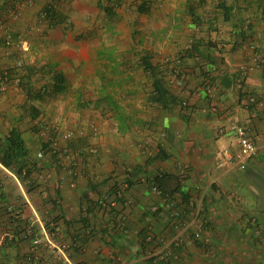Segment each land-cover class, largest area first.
Here are the masks:
<instances>
[{
	"label": "crops",
	"instance_id": "1",
	"mask_svg": "<svg viewBox=\"0 0 264 264\" xmlns=\"http://www.w3.org/2000/svg\"><path fill=\"white\" fill-rule=\"evenodd\" d=\"M100 1L0 0V139L21 134L30 172L0 164V264H264V0H119L112 15ZM148 8L142 28L167 33L156 45L178 60L162 73L167 89L187 101L161 110L167 160L144 167L157 151L123 146V168L66 145L64 166L27 133L31 82L55 68L37 53L60 52L97 18L122 14L128 25ZM230 119L257 145L244 171L220 166L221 151L237 149L232 133H217ZM158 173L172 177L160 194Z\"/></svg>",
	"mask_w": 264,
	"mask_h": 264
},
{
	"label": "rangeland",
	"instance_id": "2",
	"mask_svg": "<svg viewBox=\"0 0 264 264\" xmlns=\"http://www.w3.org/2000/svg\"><path fill=\"white\" fill-rule=\"evenodd\" d=\"M147 10L141 18L133 17L128 25L122 23L119 13L116 18L105 15L101 22L97 18L91 29L72 36L73 42L68 47L64 45L60 52L37 53L38 64L51 61L55 68L39 71L41 77L31 82L33 89L52 84L54 72L62 75L64 89L53 93L49 88L41 99H31L39 114L27 133L31 139L48 141L50 137L64 166L71 159L63 149L72 141L76 142L77 151L82 147L87 153L105 155L107 159L101 160L106 163L112 157L123 168H127L119 157L126 152L123 146L136 150L138 155H150L162 143L161 137L166 134L160 121L165 112L151 102L153 77L141 66L140 57L146 54L153 64L166 69L172 55L164 50L166 46L156 45L167 33L142 28L151 19L150 8ZM124 12L128 14L125 9ZM172 69L170 65L166 71ZM182 76L184 72L175 80L176 84L181 81V85L177 84L181 87ZM164 82L169 84V80ZM37 125H41L39 129Z\"/></svg>",
	"mask_w": 264,
	"mask_h": 264
},
{
	"label": "trees",
	"instance_id": "3",
	"mask_svg": "<svg viewBox=\"0 0 264 264\" xmlns=\"http://www.w3.org/2000/svg\"><path fill=\"white\" fill-rule=\"evenodd\" d=\"M100 1V0H99ZM119 0H105L100 1L103 2L102 5L100 4L99 8L107 14H113V8L116 7L115 4H117ZM145 9L143 6L139 9V12H144ZM46 18H54L56 17V14L50 11V9H46L44 11ZM260 21L264 22V6L261 8L260 16H259ZM193 50V48L191 47ZM188 50H185L182 54L183 56H187L190 53H188ZM180 56V55H179ZM175 58H173L174 60ZM178 60L176 59L175 61L172 62L171 59H168V66L166 69H164L160 65H155L150 61V57H148L146 54L142 55L140 57V63L143 69L148 72L152 77H153V82H152V98L151 102L155 104H159L161 108L163 109H168L170 106H173L175 104H180L182 101H178V99L173 96L167 89V86L164 82V78L162 77V73L166 71L169 66ZM53 67H50L49 69L51 70ZM43 72V70H38V72ZM162 71V72H161ZM180 73V70L178 72V75ZM33 74V73H32ZM52 84H47L44 85V89L35 91L33 93H29V96L31 97L30 99H41L49 90V88L52 89L53 93H58L61 92L64 87H63V78L60 73L54 72L52 73ZM178 84V82H177ZM187 103V101H185ZM182 105V103H181ZM183 106V105H182ZM31 118L34 120L35 118L38 117L39 111L32 107L31 108ZM124 120V119H122ZM37 129L40 128L39 125H37ZM41 131V130H39ZM54 143V142H53ZM52 139L49 137L47 142L42 143V150L45 151L46 153L50 154H58L57 151H54L52 148ZM68 147L71 149H75L76 142L72 141L67 144ZM29 153V149L25 145V141L22 138L21 134L17 130H12L7 136L4 137V139H0V164L5 167V168H15L16 169V175L24 179L25 177L28 176L30 173L29 170H27L26 163L24 161L27 160ZM168 155L165 153V151L159 147L158 151L153 157L148 158L145 161V164L143 165L144 167H148L151 165H154L157 162H163L167 160ZM25 169V170H24ZM132 177V174H129V177ZM169 179H172L171 176L158 173L155 174L153 178V184L154 187H156L160 193L164 192L163 186L165 183L169 181ZM128 183H131L130 178L127 179ZM156 185V186H155ZM176 189V188H175ZM175 190L169 192L170 194L173 193Z\"/></svg>",
	"mask_w": 264,
	"mask_h": 264
},
{
	"label": "built area",
	"instance_id": "4",
	"mask_svg": "<svg viewBox=\"0 0 264 264\" xmlns=\"http://www.w3.org/2000/svg\"><path fill=\"white\" fill-rule=\"evenodd\" d=\"M44 15L45 14H43V16ZM178 85H181L180 80L178 82ZM182 105L187 106V103L184 101L182 102ZM210 105L212 110L216 109V105L214 102H212ZM217 133L220 135L232 133L233 143L237 147L235 152H231L228 149L221 151L222 158L220 166L225 165L226 167H229L231 169L235 168L238 171L246 170L248 162L252 160L257 154V145L255 141L248 135L246 127L238 124L236 119H230L226 126H222L217 129ZM52 148L54 151H57V149L54 147V143L52 145ZM38 157H42V154H39ZM153 189L156 193L160 194V191L156 187H153ZM116 196H118V194H116ZM106 199L107 197L103 198L102 202L104 203ZM147 240H153L151 234L147 236ZM34 244H40V239L36 238Z\"/></svg>",
	"mask_w": 264,
	"mask_h": 264
}]
</instances>
